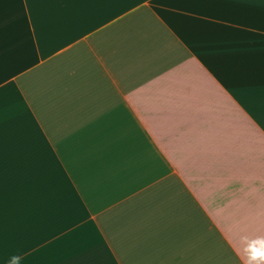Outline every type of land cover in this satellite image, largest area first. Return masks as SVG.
<instances>
[{
    "label": "crops",
    "instance_id": "crops-1",
    "mask_svg": "<svg viewBox=\"0 0 264 264\" xmlns=\"http://www.w3.org/2000/svg\"><path fill=\"white\" fill-rule=\"evenodd\" d=\"M0 264H264V0H0Z\"/></svg>",
    "mask_w": 264,
    "mask_h": 264
}]
</instances>
